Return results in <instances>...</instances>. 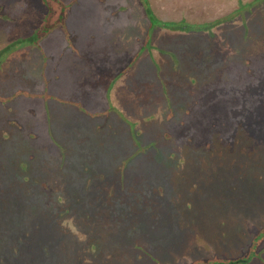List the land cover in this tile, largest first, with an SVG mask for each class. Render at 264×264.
<instances>
[{"label":"trees","instance_id":"obj_1","mask_svg":"<svg viewBox=\"0 0 264 264\" xmlns=\"http://www.w3.org/2000/svg\"><path fill=\"white\" fill-rule=\"evenodd\" d=\"M153 1L139 0V5H142L144 9L146 21H151L153 24L162 22L164 26L170 25V28L174 30L179 28L187 31L204 30L210 33L216 30L218 36L211 34L208 36L211 39H218L213 45L218 50H205L201 52L202 57H207L210 53H220L223 50L221 43H224L230 35L224 41L222 38L224 39V35L231 34L230 27L235 25L240 30L246 19L249 23L258 22L262 19L261 14L264 12V0H230L232 3L230 12L225 9L216 14L215 0L204 3L202 1L201 7L207 11L202 12L203 14L199 13L200 10L191 12L194 20L188 23L182 17L176 19L180 17L177 14H174L175 18H160L152 4ZM47 5L49 16L54 8L50 3ZM43 35L42 32L40 38H43ZM157 36L158 31H154L151 39ZM154 42L156 43L157 40L154 39ZM40 43L45 47L41 39L40 41L30 40L26 44L28 46L36 44L35 48L38 50ZM16 45L15 42L7 43L5 53L8 52L7 47L14 51L24 50V47ZM17 56L19 57L18 53L14 52L11 58L6 57V60L11 63L17 62L16 66L18 70H21L13 77L3 76L1 73V69L4 70L2 64L4 60H2L3 55L0 56L2 60L0 105L1 111L2 109L8 111L10 117L2 118L3 121L7 120L8 123L15 124L19 128L18 124L24 126L22 122L24 113L17 110L15 105L27 99L31 102L41 100L43 106V92L49 90V85H42L34 90L41 80L37 77L42 74L39 67L41 62L38 60L36 62L35 59L29 61L24 55V63H19ZM24 68L30 74L27 78L22 73ZM133 69L132 65H123L113 75L104 78L98 73L91 75V79L101 77L98 81L102 87L100 96L91 98L90 104L86 102L76 105L78 111L83 108L89 112L95 110L97 114L112 116L113 126L121 132L127 134L131 132L136 136L149 133L151 137H154L156 127L153 124L142 125L141 119L146 111L147 114L150 112L147 94L153 87L167 82L155 77L145 78ZM44 75L47 74L43 73ZM253 87L254 85H251L250 93L235 91V104L239 108V112L235 114H243L239 123L238 120L235 121V126L219 129L217 122L211 117L215 110L210 108L203 110L208 111L206 114L209 117L208 120L203 117L197 118L195 122L198 126L186 127L179 124L177 128H174L171 135L176 142L182 140L184 143L177 142L165 146L169 150L179 147V151L183 149L188 152L186 162H190L193 167H198V169L186 171L190 175L189 182L192 185H201L196 180L199 177L214 197L211 202L205 203L206 194L202 190L192 192V189H186L184 192L182 188L184 179L181 175L175 184L178 186L176 191L180 200H174L177 202L175 206H172V203H167L165 196L151 182L145 180L144 183L136 184L138 177L128 173H120L113 179L110 173L112 167L101 163L100 160L96 162L91 153H82L75 148L67 151L70 145L56 143L51 132H49L50 145L54 144L48 147L43 146L45 147L43 150H36L40 151L39 154L36 153V156L43 158L42 163L46 162L47 168L51 164L57 167L58 184L50 176L40 174L48 170L47 168L39 171L37 167L35 169L38 173L33 177L29 175L32 170L30 162L35 157L34 154L21 160L20 164L17 160L15 169L11 168V162L0 159V264H137L141 260L162 264V257L168 253L174 258L184 259L206 249H214L216 247L214 237L219 238L217 242L221 243L223 239L237 232L251 235L252 246L244 251V255L229 259L217 253L207 260L203 258L193 260L196 261L193 264H251L257 261L264 263V209L257 205L260 203V198L255 196L258 190L254 196H249L252 202L257 204L247 202L246 194L241 191L247 177L262 179L261 170H264V141H262L264 134L260 132L264 128V123L257 119L249 120L248 117L264 112V87L261 86L262 88L258 87L255 90ZM35 91L39 94L34 93ZM230 104L226 102V107L229 108ZM34 105L35 103H30L26 110L29 113L32 112L35 109ZM258 109L262 112L257 111ZM240 110L243 111L240 112ZM42 116L40 125H47L45 121L48 116L47 110H43ZM82 116L84 115L75 116L77 122L74 128H83L82 123L86 121ZM196 134H203L205 137L203 139L208 138L207 141L201 140L196 145L193 141ZM26 135L31 140L36 139L30 148L33 151L39 148L35 127L29 126ZM189 135L192 136V142L188 138ZM216 138H221L219 142L224 145L221 146L219 143V146L215 148L212 143H217ZM237 138L244 142V146H248L249 151H238V154L235 153L237 157L233 159V154H230L226 148ZM223 139H231V141L226 143ZM57 144L61 147L60 149ZM55 147L57 151H54ZM214 151L220 154L216 159L212 156ZM234 152L236 150L231 153ZM177 153L180 155L182 152ZM192 172H198V176ZM217 179L225 180L229 183L228 185L234 186L233 191L224 190V184L221 182L217 185ZM211 185L216 188L210 189ZM12 188L14 190L10 192ZM131 197L135 198L133 200L136 206L135 212L125 207ZM191 202L194 205H191ZM246 202L250 208L249 213L245 212ZM141 204L145 205V209L138 207ZM177 209L182 211L180 218L183 219V223L179 222L180 218L176 215ZM128 214L129 216L137 215L139 217L137 222ZM196 214H202L203 219L199 220L195 217ZM205 215L213 216V220L207 222ZM242 215L243 218L240 217ZM126 221H130V225ZM215 226H218V233H215L213 229ZM170 231L176 234L164 238L163 236ZM123 233L129 235L128 239L132 237L133 240L131 242L125 240L126 234ZM181 233L187 234L185 239L179 236ZM101 240L108 242V245L103 246L105 248L101 252L94 254L95 249L103 248L95 244ZM156 253L160 256L159 258Z\"/></svg>","mask_w":264,"mask_h":264},{"label":"rangeland","instance_id":"obj_2","mask_svg":"<svg viewBox=\"0 0 264 264\" xmlns=\"http://www.w3.org/2000/svg\"><path fill=\"white\" fill-rule=\"evenodd\" d=\"M39 1L0 0V50H2L0 56L3 55L2 60H4V63L0 60L4 65L1 73L3 76L13 77L21 71L16 66L17 62L11 63L6 60V57L11 58V55L17 52L19 57L17 56L16 59L19 63H24V55L29 61L35 59L36 62L37 60L41 62L39 67L42 74L37 76L41 80L34 90L39 86L49 85V90L43 92V106L41 100L31 102L27 99L15 105L17 110L24 113L22 120L24 126L18 124L19 128H17V125L8 123L7 120L3 121L2 118L10 117L8 111L2 109L4 112L2 113L0 105V159L11 162V168L15 169L17 160L20 164L21 160L34 154L35 157L30 162L32 170L29 173L33 177L38 173L35 168L38 167L39 171L47 168V163H42L43 158L36 156L40 153L36 150H43L45 148L43 146L54 144L50 145L49 132H51L56 143L70 145L67 151L75 148L82 153H91L96 162L100 160L101 163L112 167L110 173L113 179L120 173H128L138 177L136 184L144 183L145 180L151 182L165 196L166 200H164L172 203V206L176 205L177 201L174 200L179 199L176 191L178 186L175 184L181 175L184 179L182 184L184 192L186 189H192V192L202 190L206 194L205 203L211 202L214 197L199 177L196 180L201 185H192L189 182L190 175L186 171L198 167L186 162L188 152L183 149L179 151V147L169 150L165 146L177 142L184 143L182 140L176 142L171 135L172 131L179 124L186 127L198 126L195 122L198 117L208 120L209 117L206 115L208 111L203 110L210 108L215 110L211 117L217 122L219 129L235 126L237 120L238 123L240 122L243 114H235L239 112L235 104V91L250 93L251 85H254V90L264 87V12L258 22L249 23L246 19L240 30L235 25L230 27L231 34L222 38L224 41L230 35L224 43H221L223 50L202 57L201 52L205 50H218L213 46L218 39H211L208 36L209 34L218 36L216 30L213 33L180 28L174 30L170 25L164 26L162 22L153 24L145 20L144 9L139 5V0H43L44 4L37 7ZM202 1L204 3L209 0H154L152 4L160 18H175L174 14H177L180 17L176 19L182 17L188 23H192L194 19L191 12L200 10L199 13L203 14L202 12L207 11L201 7ZM215 1L217 2L215 14L225 9L230 12L229 8L232 5L230 0ZM47 3L54 8L49 16H46L49 12ZM69 3L72 4L67 6ZM41 7L43 11L40 10ZM154 31H158L157 38H154L157 40L156 43L151 39ZM42 32L44 35L40 38ZM36 39L38 41L41 39L45 47L40 43L36 50V44L32 46L26 44ZM10 41L17 43L16 46L24 47V50L14 51L7 47L8 52L5 53L7 43ZM123 65H132L133 71L141 73L145 78L155 77L167 82L150 88L151 91L147 94L150 112L147 114L146 111L141 119L142 125L153 124L156 127L154 137L149 133L136 136L131 132L128 134L121 132L113 126L114 122L110 115H100L95 110L89 112L83 108L78 111L76 104L81 105L86 102L90 104L91 98L97 96L99 98L102 91L98 82L101 77L91 79V75L98 73L104 78L113 75ZM22 73L26 75L25 78L30 75L26 68ZM43 73L47 75L43 76ZM34 93L39 94L37 91ZM93 93L95 94L92 95ZM226 102L232 103L229 108L226 107ZM30 103H35V109L29 113L26 109ZM43 110H47L48 116L45 118L47 125L41 126L39 122L43 117ZM257 111L262 112L261 109ZM79 115H84L82 118L86 122L82 123L83 128L77 129L74 128L77 122L75 116L79 117ZM248 117L249 120L257 119L264 123V112ZM29 126L35 127L38 135L39 148L35 151L30 146L36 139L31 140L26 135ZM260 132L264 134V128ZM188 138L192 142V136L189 135ZM203 138H205L203 134H198L193 137V141L198 145L201 140L208 139ZM220 140L221 138L217 139V143H212L215 148L219 143L221 146L224 145L219 142ZM229 140L231 141V139H223L226 143ZM209 141L212 142L211 139ZM91 142L93 145H89ZM60 148L58 146V149ZM58 149L55 147L54 151ZM226 149L233 154V159L237 157L235 153L238 154V151H249L248 146H244V142L238 138ZM234 150L236 152L231 153ZM176 151L182 153L179 155ZM219 155L217 151L212 153L214 159ZM47 169L40 174L50 176L58 184L57 167L51 164ZM192 173L198 176V172ZM261 174L262 179L247 177L241 191L246 194L247 202L257 204L252 202L249 196H254L258 190L255 196L260 198V203L257 205L264 209V170H261ZM220 182L224 184V190L233 191L234 186L228 185L227 181L218 180L217 185ZM214 188L216 186H210V189ZM13 190L14 188L10 192ZM199 193L200 191L197 195ZM134 197H131L130 202L125 205L133 212L136 211V206L133 204ZM247 202L244 205L245 212L249 213ZM138 207L145 209L144 204ZM176 215L180 218L182 211L177 209ZM129 217L135 219V222L139 218L137 215ZM195 217L199 220L203 219L202 214H196ZM240 217L243 218V215ZM205 220L211 222L213 216H206ZM126 222L130 225V221ZM179 222L183 223V219L180 218ZM133 229L135 230L134 225ZM213 229L218 233V226ZM174 234L176 233L170 231L163 237H171ZM179 236L185 239L187 234L181 233ZM128 237L129 235L126 234L124 238L131 242L132 237L129 239ZM214 238L216 246L214 249H206L184 259L174 258L170 253L163 254L162 264H193L196 262L193 260L200 258L207 260L217 253L235 259L244 255V251L252 246L249 234L237 232L223 241L220 240L221 243L217 242L219 238ZM95 244L103 247L107 246L108 242L101 240ZM104 248L95 249L93 253L97 254ZM156 256L160 257L157 253ZM137 264L155 263L141 260ZM251 264L264 263L257 261Z\"/></svg>","mask_w":264,"mask_h":264},{"label":"flooded vegetation","instance_id":"obj_3","mask_svg":"<svg viewBox=\"0 0 264 264\" xmlns=\"http://www.w3.org/2000/svg\"><path fill=\"white\" fill-rule=\"evenodd\" d=\"M43 2H44L43 0H40L39 2H37V4H38L37 7H39V6H41L42 4H44ZM71 4H72V3H69L67 6H70ZM40 10L43 11L42 7L40 8ZM48 13H49V12H48ZM65 14H66V12H65ZM46 16H47V14H46ZM43 17H44V14H43ZM43 17H42V18H43ZM40 23H41V22H40ZM10 43H12V41H10Z\"/></svg>","mask_w":264,"mask_h":264}]
</instances>
